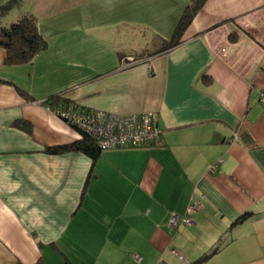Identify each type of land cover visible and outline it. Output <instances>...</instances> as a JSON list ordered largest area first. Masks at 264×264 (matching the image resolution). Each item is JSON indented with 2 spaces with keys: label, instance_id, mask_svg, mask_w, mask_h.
Returning <instances> with one entry per match:
<instances>
[{
  "label": "crops",
  "instance_id": "0c3cea01",
  "mask_svg": "<svg viewBox=\"0 0 264 264\" xmlns=\"http://www.w3.org/2000/svg\"><path fill=\"white\" fill-rule=\"evenodd\" d=\"M190 1L73 0L31 62L0 46V264H264V0H207L166 49ZM58 95L156 112L162 143L48 151L82 138Z\"/></svg>",
  "mask_w": 264,
  "mask_h": 264
},
{
  "label": "built area",
  "instance_id": "2783aa9c",
  "mask_svg": "<svg viewBox=\"0 0 264 264\" xmlns=\"http://www.w3.org/2000/svg\"><path fill=\"white\" fill-rule=\"evenodd\" d=\"M261 100L264 102V92L261 93ZM53 111L82 136L88 135L96 140L101 149L155 147L162 143L164 131L156 112L124 115L74 105L59 106ZM190 223V211L185 215L173 212L169 218V225L173 228ZM133 257L138 263L142 261L139 254H133Z\"/></svg>",
  "mask_w": 264,
  "mask_h": 264
},
{
  "label": "trees",
  "instance_id": "16d2710c",
  "mask_svg": "<svg viewBox=\"0 0 264 264\" xmlns=\"http://www.w3.org/2000/svg\"><path fill=\"white\" fill-rule=\"evenodd\" d=\"M207 0H191L176 27L173 37L165 41V48L170 49L181 43V38ZM0 46L7 51L6 62L10 65L25 64L31 62L36 55L47 48V41L38 29L37 18L34 15H25L8 26L0 24ZM53 99V100H51ZM51 101V102H50ZM52 110L59 106L71 105L61 95L44 100ZM14 126L25 131H31V125L25 120H18ZM241 132V131H240ZM246 134V133H245ZM71 150L83 151L96 158L101 148L96 140L88 135L69 144L48 148V151L62 153Z\"/></svg>",
  "mask_w": 264,
  "mask_h": 264
},
{
  "label": "rangeland",
  "instance_id": "374dc122",
  "mask_svg": "<svg viewBox=\"0 0 264 264\" xmlns=\"http://www.w3.org/2000/svg\"><path fill=\"white\" fill-rule=\"evenodd\" d=\"M72 1L73 0H8L0 6V24L8 26L10 23L16 22L18 18L25 15L44 16L50 13L62 12L73 5ZM75 4H77V2Z\"/></svg>",
  "mask_w": 264,
  "mask_h": 264
}]
</instances>
